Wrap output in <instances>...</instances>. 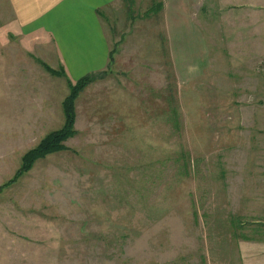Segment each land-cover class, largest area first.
I'll return each instance as SVG.
<instances>
[{"label":"rangeland","instance_id":"1","mask_svg":"<svg viewBox=\"0 0 264 264\" xmlns=\"http://www.w3.org/2000/svg\"><path fill=\"white\" fill-rule=\"evenodd\" d=\"M244 2L118 0L75 134L16 177L69 88L0 0V264H264V0Z\"/></svg>","mask_w":264,"mask_h":264},{"label":"crops","instance_id":"2","mask_svg":"<svg viewBox=\"0 0 264 264\" xmlns=\"http://www.w3.org/2000/svg\"><path fill=\"white\" fill-rule=\"evenodd\" d=\"M117 1L5 0L6 7L12 10L6 23L27 44V49L34 52L31 54L33 57L50 62L47 64L52 68L63 66L68 77L76 80L79 77H72L70 73H83L84 76L107 68L111 45L104 17ZM217 1L215 7L221 10L246 7V2L242 5L240 0H236V3H233L234 0ZM166 7L165 1L161 10L164 11ZM170 13L174 17L177 15L172 10ZM242 23V20H235L232 25L237 28ZM176 29L180 34L188 33L190 41L194 42L192 50L197 52L199 40L196 31L179 27L175 28L176 32Z\"/></svg>","mask_w":264,"mask_h":264},{"label":"trees","instance_id":"3","mask_svg":"<svg viewBox=\"0 0 264 264\" xmlns=\"http://www.w3.org/2000/svg\"><path fill=\"white\" fill-rule=\"evenodd\" d=\"M149 11H156L160 9V2L152 3L149 7ZM112 57V52L109 53V60ZM42 66L49 71L58 76H63L67 80V85L69 88L68 95L62 101V110L64 121L63 125L47 133L36 146L28 149L21 157V164L16 171V177L20 176L24 172L28 171L34 164V162L40 158H44L46 155L58 152L60 150H65L64 141L75 134V99L77 98L79 92L90 82L95 81L97 77L100 76V72L88 73L80 78H78L74 83L71 82L62 68L53 69L45 62L39 60ZM12 178L9 182L14 181ZM9 182L3 183L1 187L7 186ZM1 189V188H0Z\"/></svg>","mask_w":264,"mask_h":264}]
</instances>
